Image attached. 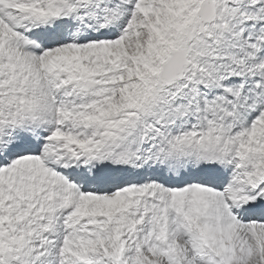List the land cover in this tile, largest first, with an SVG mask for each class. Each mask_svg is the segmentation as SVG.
<instances>
[{
    "label": "snow or ice",
    "instance_id": "snow-or-ice-1",
    "mask_svg": "<svg viewBox=\"0 0 264 264\" xmlns=\"http://www.w3.org/2000/svg\"><path fill=\"white\" fill-rule=\"evenodd\" d=\"M0 264H264V0H0Z\"/></svg>",
    "mask_w": 264,
    "mask_h": 264
}]
</instances>
